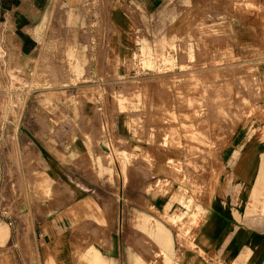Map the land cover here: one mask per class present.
<instances>
[{
    "label": "rangeland",
    "instance_id": "374dc122",
    "mask_svg": "<svg viewBox=\"0 0 264 264\" xmlns=\"http://www.w3.org/2000/svg\"><path fill=\"white\" fill-rule=\"evenodd\" d=\"M63 1L45 0L46 20L35 10L28 14L38 30L31 35L37 44L29 83L20 73L7 74L0 62V122L30 118L34 147L41 149L40 138L45 143L41 156L28 146L19 149L14 127L0 125V165L13 185L10 195L21 202L10 207V215L22 218L25 253L38 260L29 243L32 213L56 219L53 225L68 238L61 264H90L95 250L110 254L117 215H124L130 233L125 241L141 264H172L171 257L178 262L173 236L191 248L211 198L229 193L220 185L230 181L223 150L236 134L247 127L251 133L253 123L264 122V62L252 61L264 57V44L244 55L229 24L231 18L245 22L259 16L264 37V14H255L258 0H222V5L213 0L208 10L193 5L144 31L127 8L136 27L128 36L131 49L119 61L110 58L111 43L120 37L110 19L112 0L73 6ZM16 2L0 0V6ZM215 4L216 10L222 6L216 13ZM56 6L75 14V22L64 27ZM67 46L84 62L81 70ZM6 52L11 48H0L1 59ZM148 57L151 67L141 64ZM164 58L170 61L163 64ZM26 87L29 93L22 92ZM127 105L132 108L123 109ZM204 108L222 112L219 118H195ZM234 193L239 201L241 191ZM183 194L187 207L177 200ZM175 210L189 212L172 224L169 214ZM252 211L264 216V203L258 201ZM160 224L168 246L160 247L164 236L152 229Z\"/></svg>",
    "mask_w": 264,
    "mask_h": 264
},
{
    "label": "crops",
    "instance_id": "0c3cea01",
    "mask_svg": "<svg viewBox=\"0 0 264 264\" xmlns=\"http://www.w3.org/2000/svg\"><path fill=\"white\" fill-rule=\"evenodd\" d=\"M41 1L31 3L28 0L31 4L29 7L25 4V0H17L16 4L7 9L0 6V17L2 18L0 20V48L8 47L12 50L11 53H3L0 62H3V70L7 74L8 72L20 73L27 83H29L33 62H35L31 51L35 50L37 44L31 35H38L37 28L30 26L28 14L35 10L42 14V20H46L50 14V10L42 12L45 0ZM221 2L222 0H214L216 4H221ZM64 3L70 6L75 5L74 0H64L62 4ZM212 3L213 0H112L114 8L110 19L120 37L114 38L111 43L113 51L110 55L111 61L123 60L132 46L129 41L131 38L128 39V36L132 35L136 26L127 15V8L134 12L137 19L136 25L144 31L148 28H155L156 23L165 24L164 21L168 22L171 15L183 14L193 5H199L208 10ZM216 4L213 8L214 13L222 7L216 10ZM56 7L59 8L61 14H64L65 23H61L64 27L66 24L75 22V14L63 10L61 6ZM258 8L259 11L256 10L255 14H264V0H258ZM252 17L251 21L247 19L243 22L237 18H231L229 22L235 30L233 37L245 47L244 55L246 56L251 55L250 51L260 46L263 47L264 44L263 34L260 36L259 33L262 29L261 17L254 15ZM256 20L259 22L258 27L253 23ZM14 46H16L15 50ZM66 52L76 57L77 67L81 70L84 62L74 55L75 49L67 46ZM252 61L264 62V57ZM39 91L33 90L32 92ZM22 92L29 93L30 91L26 87ZM46 93L44 90L43 94ZM0 125L14 127L12 136L19 149L28 146L34 148L38 155H42L41 151H44L45 143L40 138L38 143H41V149L40 146L34 147L35 139L29 134L30 118H20L17 122L13 119H6L1 121ZM252 127L251 133L247 127L231 138V144L222 152V161L229 167L230 181L220 182V185L221 188L229 191L228 195L211 198L204 209L205 218L194 232L191 248L178 245L173 236V252L174 255L176 251L179 252L180 257L178 262L171 257L172 264H264V216L252 211V207H256L258 201L264 203V122L253 123ZM7 173L6 168L0 165V264H45L46 260L49 264H61L62 252H67L68 238L63 235L59 225L57 227L53 225L57 222L56 219L50 221L32 213L33 232L29 235V243L36 251L38 260L32 261L25 253L22 218L18 217V214L10 215V207H18L21 202L16 199L15 194L10 195L13 185L6 176ZM234 190L241 191L239 201L236 199ZM30 204L34 203L30 202ZM69 212L68 215H71V211ZM124 220L127 222L124 215H117L118 225L112 243V252L96 254L95 250L93 257L96 254L97 261L94 264H98V258L100 264H141L138 261L141 259L132 255L131 247L127 246V241H125L130 233L127 226H124Z\"/></svg>",
    "mask_w": 264,
    "mask_h": 264
},
{
    "label": "bare ground",
    "instance_id": "6f19581e",
    "mask_svg": "<svg viewBox=\"0 0 264 264\" xmlns=\"http://www.w3.org/2000/svg\"><path fill=\"white\" fill-rule=\"evenodd\" d=\"M75 2H79V1H81V0H74ZM96 23V22H95ZM89 27V26H88ZM87 27V28H88ZM95 27V26H94ZM167 55V54H166ZM169 56V55H168ZM160 61V60H159ZM163 64H165V63H168L169 61H170V59L169 58H164L163 60ZM160 63V62H159ZM141 64L142 65H146V66H148V67H151L152 66V62H151V60H150V58L148 57L147 59H141ZM196 71V70H195ZM202 71V70H201ZM216 71V70H215ZM79 72V71H78ZM77 72V73H78ZM198 72H200V71H198ZM216 75L215 76H217V74L219 73V71H216V72H214ZM14 75V74H13ZM212 75H214V74H212ZM15 76V75H14ZM214 76V77H215ZM243 80V79H242ZM241 81V79H239L238 80V82H240ZM119 105H124V103H120ZM128 106H131V105H127L126 107H124L123 109H125V108H132V107H128ZM231 109V107H228V112L227 111H224L226 114H227V116H229L230 115V110ZM220 112H222V111H216L215 112V110H212L210 113L208 112V110H206V108H204L203 110H202V112H201V109L199 110H197L196 112H195V118H197V119H203L204 121L206 120V119H208V118H210V116L211 117H213L214 118V116H218L219 115V113ZM221 114V113H220ZM214 115V116H213ZM221 117V116H220ZM218 118H219V116H218ZM222 118V117H221ZM216 120H214V122H215ZM214 122H212V123H214ZM218 122V121H217ZM216 122V123H217ZM215 123V125L217 126V125H219L218 123L216 124ZM215 125H214V130L217 128V127H215ZM217 130V129H216ZM218 131V130H217ZM217 131L215 132V135L217 134ZM166 164V163H165ZM162 168V167H161ZM163 169V168H162ZM156 171L157 172H159V171H161L160 170V168H158V169H156ZM202 174H200V176H201ZM204 176V175H203ZM202 176V177H203ZM198 177V176H197ZM206 178V177H205ZM198 179V178H197ZM200 179H202V178H199V181H201ZM195 181V180H194ZM197 181V180H196ZM195 181V182H196ZM203 181H205V180H203ZM194 182V187H196L195 186V183ZM198 183V182H197ZM201 184H202V182H200ZM200 187H203L202 185L200 186ZM200 187H199V189H200ZM208 187V186H207ZM192 197V196H191ZM190 197V198H191ZM177 200H178V202H179V204L180 205H185L186 207L188 206L187 204H188V200H187V198L186 197H184V194L183 195H177ZM189 210H190V208H189ZM189 210L187 211V212H189ZM83 211H85V212H87V210L86 209H83ZM186 211L185 212H183V211H180V210H175L174 212H172V214H169V217H170V222L172 223V224H175V223H177V222H179L180 220H184L185 219V217H186V214L185 213H187ZM192 218V217H191ZM147 229H148V227H147ZM153 229V231H155L157 234H159V235H162V236H164L162 239H160V241L158 242V244L160 245V247H163L164 245H167V244H169V241H168V238H167V232H166V229L165 228H163L162 226H161V224L160 225H157L156 227H154V228H152ZM168 246V245H167ZM92 253V251H90V252H88L87 253V255L85 256V257H87L88 255H90ZM95 257H96V254L94 255V257H93V259H92V261H91V263L90 264H94L96 261H97V259H95ZM95 259V260H94ZM164 262H169V258H167V256L166 255H164ZM98 264H100V260H99V258H98Z\"/></svg>",
    "mask_w": 264,
    "mask_h": 264
}]
</instances>
